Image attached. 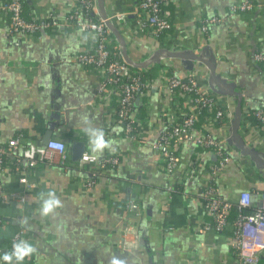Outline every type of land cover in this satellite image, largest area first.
<instances>
[{
    "label": "crops",
    "instance_id": "crops-1",
    "mask_svg": "<svg viewBox=\"0 0 264 264\" xmlns=\"http://www.w3.org/2000/svg\"><path fill=\"white\" fill-rule=\"evenodd\" d=\"M7 1L0 0V143L20 137L22 146L43 147L51 138L66 144L67 160L39 161L28 169V178L36 184L30 190L20 183L25 173L7 165L0 180L17 197L10 207L0 206V256L7 253L11 236L24 229V240L37 251L23 264H110L112 257L123 264H241L231 230L200 233L208 221L202 194L212 179L211 167L221 158L217 150H205L195 142L183 144L178 149L179 166L170 174L154 145L172 116L193 111L190 97L179 93L172 98L165 88L170 77L185 78L192 72L201 89L218 96L226 109L225 119L205 115L196 125L199 134L223 141L219 150L231 159L213 177L214 184L226 201L237 204L243 192H250L252 210L262 205L264 131L254 113L264 108V64L254 56L264 52V0H248L254 9L234 16L231 7L243 0H169L165 9L173 26L169 41L136 29L133 12L139 0H104L99 7L102 14L128 15L127 23L112 22L116 34L112 39L115 47L121 48L119 39L125 43L133 63H149L163 49L187 51L212 62L216 74L228 82L223 89L229 95H222L206 65L195 62L193 71H187L177 57L145 70L134 68L152 74L145 83L153 84L134 102L133 116L140 121L138 140L128 138L117 121V104L96 98L98 72L77 61L92 45L93 35L61 26L12 36L9 15L3 10ZM21 1L25 16L36 19L53 16L64 21L78 6L77 0ZM212 17L221 22L204 34L203 22ZM239 104L242 149L233 143ZM84 116L115 141L114 151L106 150L100 159H119L116 167L97 172L92 187L87 182L95 171L80 169L72 161L77 141L92 155L81 123ZM48 191H55L63 206L42 217L39 194ZM133 199L139 210L129 213L127 205ZM258 264H264V250Z\"/></svg>",
    "mask_w": 264,
    "mask_h": 264
},
{
    "label": "built area",
    "instance_id": "built-area-1",
    "mask_svg": "<svg viewBox=\"0 0 264 264\" xmlns=\"http://www.w3.org/2000/svg\"><path fill=\"white\" fill-rule=\"evenodd\" d=\"M77 3L78 6L66 19L60 21L53 16L46 19L27 18L24 13L23 2L21 0H9L3 6V10L9 15V34L12 36L36 35L58 29L61 26H75L83 32L91 33L94 37L93 43L89 49L77 57V61L82 66L98 72L101 80L96 91V98L102 102H115L117 104L115 110L117 121L122 124L126 136L131 140H138L140 121L133 116L134 102L137 98L144 96L146 89L152 88L153 84L151 82L143 83L140 76H136V72L133 71L134 67L125 61L121 48L113 46L112 32L107 24V21L127 23L128 15L119 12L114 15H107V19H103L99 8L103 5L101 0H77ZM168 3L169 0H139L133 12L136 29L146 35H153L155 38L163 37L169 41L171 39L169 33L173 26L165 11ZM253 9L252 3L243 0L240 5L231 7L230 14L234 16L239 12ZM220 22L219 17L207 19L203 22L201 30L207 34L211 26ZM161 52L167 54L171 50L163 49ZM254 58L256 62L264 64V52L256 53ZM219 83L222 88H225L228 82L219 79ZM165 88L170 97L176 98L179 93H183L190 97L194 104L193 111L187 116L171 117L170 122L163 127L159 140L154 145V148L162 156L165 170L171 174L178 168L181 161L178 149L187 142H195L205 150H217L221 158L215 166L211 167L212 179L202 194L208 221L201 226L200 233L205 235L208 232L224 233L231 230L235 237L234 248L240 263L258 264L260 253L264 250V191L260 194L262 206L252 210L249 214H243L242 211L252 208V193L243 192L241 194L237 203L240 214L233 223L230 220V215L234 205L223 198L213 182V177L223 170L231 162V159L219 150L223 141L216 140L210 135H201L196 129L199 117L210 115L216 120L225 119V105L218 96L203 91L199 77L192 72H189L185 78L170 77ZM254 117L264 131V108L258 109L254 113ZM135 126H138V130ZM56 159H59L60 163L63 164L67 160L65 143L50 140L43 147L33 143L22 146L21 138L16 137L6 144L0 143V176L7 165L11 164L16 172L25 173L20 176V183L24 189H34L36 184L28 178L26 174L28 169L36 167L39 161L52 163ZM77 165L80 169L95 171L87 182V186L92 187L97 172L116 167L119 165V159L114 156L92 159V155L85 153ZM93 168L94 170H92ZM15 197L17 196L5 190L0 180V206L10 207ZM138 210L139 206L136 200H131L127 205V211L133 213ZM0 223H2V217H0ZM25 237L26 231L24 229L15 232L10 238L8 252L12 251V245L15 241L24 240ZM0 264H4L2 259H0Z\"/></svg>",
    "mask_w": 264,
    "mask_h": 264
},
{
    "label": "clouds",
    "instance_id": "clouds-1",
    "mask_svg": "<svg viewBox=\"0 0 264 264\" xmlns=\"http://www.w3.org/2000/svg\"><path fill=\"white\" fill-rule=\"evenodd\" d=\"M81 123L83 124L84 132L88 138V148L92 153V159H98L103 156L106 150L114 151L115 141L107 138L103 128L94 126L87 118L82 117ZM115 131V129H114ZM41 205L39 213L42 217L54 215L57 209H60L63 204L55 191L41 192L39 194ZM26 223V221H21ZM37 249L26 240L15 241L12 245V251L7 252L0 256L4 264H23V262L30 258ZM110 264H123L119 258L112 257Z\"/></svg>",
    "mask_w": 264,
    "mask_h": 264
},
{
    "label": "water",
    "instance_id": "water-1",
    "mask_svg": "<svg viewBox=\"0 0 264 264\" xmlns=\"http://www.w3.org/2000/svg\"><path fill=\"white\" fill-rule=\"evenodd\" d=\"M101 17L103 19H107V15H104L102 13H101ZM107 24H108L111 32L113 34H115V31H114L112 23L107 21ZM119 43H120L121 49L123 50L125 61L130 66H132V67H134L136 69L145 70V69H147V68H149V67H151V66H153V65H155L157 63L159 64L163 59H167V58H170V57L180 58L182 60V65H183L184 69L187 70V71H193L195 62L202 63V64L206 65L209 68V70L211 72V75H212V78H213V82H214L217 90L219 91V93H221L222 95H229V93L220 86L219 79L221 77L216 74V71H215V68H214L212 62L204 59L202 57V55L194 54V53L187 52V51H184V52L171 51V52H168L167 54H163L160 51V52H158L156 54L155 58L152 59L149 63H146V64H135L129 59V57L127 55V50H126L125 43H123L121 41V39H119ZM236 96H238L240 98V95L236 94ZM241 117H242L241 105L239 104L238 117H237V120L235 122L236 125H235V130H234L233 143L236 144L238 147H241V149H242L243 148L242 145L238 142V129H239L240 125H241ZM50 140H51V138H48L46 143H48ZM85 152H86V147H85L83 142L77 141V142L73 143V146H72V161L73 162H79L80 159L82 158L83 154H85ZM244 152L249 157H253L252 153H250L248 151H244Z\"/></svg>",
    "mask_w": 264,
    "mask_h": 264
},
{
    "label": "trees",
    "instance_id": "trees-1",
    "mask_svg": "<svg viewBox=\"0 0 264 264\" xmlns=\"http://www.w3.org/2000/svg\"><path fill=\"white\" fill-rule=\"evenodd\" d=\"M24 6V5H23ZM24 13H25V11H24ZM161 38H163V37H161ZM158 67H160V65H157V68ZM134 69V68H133ZM133 71H135L136 72V76H140V78H141V80H142V82L143 83H145L146 82V80L148 79V76L149 75H152V74H150L149 73V75H147V74H144V73H140V71H137L136 69H134ZM256 120V119H255ZM257 122V121H256ZM257 124H258V122H257ZM259 125V124H258ZM260 126V125H259ZM136 127V126H135ZM137 128V130H138V126L136 127ZM204 200V199H203ZM234 205V209H233V211L231 212V215H230V220L234 223L237 219H238V216H239V214H240V211L238 210V206H237V204H233ZM252 211V208H247V209H244L243 211H242V213L243 214H249L250 212ZM8 252V251H7Z\"/></svg>",
    "mask_w": 264,
    "mask_h": 264
},
{
    "label": "bare ground",
    "instance_id": "bare-ground-1",
    "mask_svg": "<svg viewBox=\"0 0 264 264\" xmlns=\"http://www.w3.org/2000/svg\"><path fill=\"white\" fill-rule=\"evenodd\" d=\"M102 2H103V4H104V0H101Z\"/></svg>",
    "mask_w": 264,
    "mask_h": 264
}]
</instances>
